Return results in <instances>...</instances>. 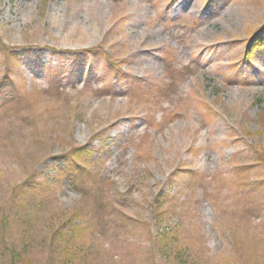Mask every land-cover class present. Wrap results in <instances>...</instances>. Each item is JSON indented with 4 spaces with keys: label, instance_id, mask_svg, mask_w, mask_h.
I'll return each mask as SVG.
<instances>
[{
    "label": "rangeland",
    "instance_id": "1",
    "mask_svg": "<svg viewBox=\"0 0 264 264\" xmlns=\"http://www.w3.org/2000/svg\"><path fill=\"white\" fill-rule=\"evenodd\" d=\"M263 35L264 0H0V264H264Z\"/></svg>",
    "mask_w": 264,
    "mask_h": 264
},
{
    "label": "trees",
    "instance_id": "2",
    "mask_svg": "<svg viewBox=\"0 0 264 264\" xmlns=\"http://www.w3.org/2000/svg\"><path fill=\"white\" fill-rule=\"evenodd\" d=\"M253 42L254 43L250 44L249 48L246 50L245 58L247 61H251L259 50H264V35L255 37ZM164 237L165 236L161 239H165Z\"/></svg>",
    "mask_w": 264,
    "mask_h": 264
}]
</instances>
